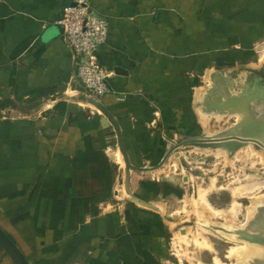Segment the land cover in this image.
<instances>
[{
  "label": "crops",
  "instance_id": "crops-1",
  "mask_svg": "<svg viewBox=\"0 0 264 264\" xmlns=\"http://www.w3.org/2000/svg\"><path fill=\"white\" fill-rule=\"evenodd\" d=\"M71 1L0 0V225L31 264H161L162 210L115 198V130L84 104L58 24ZM89 3L109 21L97 53L113 74L101 100L119 120L131 160L155 164L161 139L178 133L189 108L188 44L219 43L220 3ZM0 264H15L1 245Z\"/></svg>",
  "mask_w": 264,
  "mask_h": 264
},
{
  "label": "rangeland",
  "instance_id": "rangeland-1",
  "mask_svg": "<svg viewBox=\"0 0 264 264\" xmlns=\"http://www.w3.org/2000/svg\"><path fill=\"white\" fill-rule=\"evenodd\" d=\"M203 2L207 5L220 3L219 43L201 44L194 41L188 44L189 69L194 68L189 70L188 74L191 86L188 98L190 109L188 108L185 120L176 124L175 129L177 128L178 133L173 134L175 138L168 135L175 140L187 135H217L226 130L225 127L230 124L232 118L241 120V112L222 113L219 110L205 109L202 99L207 89L215 87V92L220 93L225 88L231 95H235L242 91L243 83L250 77L260 75L264 78L263 0H203ZM249 5L252 6L251 13L245 11ZM207 14L211 18L212 13ZM60 28L63 29L62 26ZM203 29L205 32L208 31L209 35L212 34L211 28ZM215 71L227 80L218 76L217 78V74L213 75ZM262 102L256 107L257 111L264 109ZM84 104L94 107L88 103ZM90 112L85 110V115L90 117L92 115ZM161 140L163 146L159 149V155L165 153L171 146L167 137ZM198 146L201 145H186L175 150L158 174L155 171L148 174L133 171L137 174L134 178L135 186L131 185V190L137 196L152 201L153 205L162 210L164 224L160 231H165L166 250L161 264H216V258L220 264H239L240 256L233 248L244 245L245 240L234 238V234L228 230L243 227L247 222L248 207L252 206V200L260 201V198L264 197V149L256 145L255 149L251 147L244 149L242 145L233 153L225 149L226 154L215 155L212 152L196 150ZM114 157L119 164L114 162L112 168L116 179L115 198L132 204L133 201L129 199L125 190V164L119 148L117 154L114 151L111 156L113 161ZM213 177L217 178L216 183L210 188ZM185 179H189V182L185 183ZM244 186L251 188L252 192L233 195L232 190L236 191ZM202 189L208 190L205 198L220 212V216L212 217L200 206L198 199ZM234 204L237 211L235 221L231 223L234 216L231 207ZM114 206L115 204L108 203L104 210L110 212ZM210 229L214 231L208 232ZM199 232L202 233L201 236L204 235L211 240L212 248H203L196 244L194 237L199 235ZM200 235L199 238L202 239ZM2 249L5 253V249L3 247Z\"/></svg>",
  "mask_w": 264,
  "mask_h": 264
},
{
  "label": "water",
  "instance_id": "water-1",
  "mask_svg": "<svg viewBox=\"0 0 264 264\" xmlns=\"http://www.w3.org/2000/svg\"><path fill=\"white\" fill-rule=\"evenodd\" d=\"M71 4L75 5L76 3L71 2ZM114 70L117 74H127V71L120 66L115 67ZM244 87H246V81L245 83H243L242 90H244ZM224 94L226 95L225 98H223V95H221L220 97L218 96L219 98L216 108L220 111H230L232 113L241 112L240 110L242 109L238 107V104L242 105L243 102L245 103L247 97L244 96V93L241 91L239 92L238 95H231L229 91H225ZM263 94H264V90H263ZM211 96L212 95H208V97L204 101L208 105V108L210 107L209 103L211 101L209 100V98ZM82 100L93 104L97 109H99L100 113H102L110 121V123L112 124L115 130L117 145L122 153L125 162L124 185L129 195V199L137 204L145 205L154 209H157V207L153 205L151 201L145 200L137 196L131 190V175L133 171L151 172L160 169L166 164L169 157L173 154V152H175V150L186 145H201V146H208L211 148L223 147L224 149L228 150L230 153H233L243 144L247 143V141H253L259 147H263L264 149V113L256 114V112L254 111L256 118L255 117L251 118V116H249L247 117V121L245 123L244 121H242V123L239 124L238 127H235L233 129H226L225 131H222L217 135H211V136L187 135L184 138H180L177 140L167 137V139L171 142V146L164 153V155L162 156L161 160L158 163H156L155 165H137L131 160L130 154L128 152L124 140L122 126L119 120L117 119V117L115 116V114L107 107V105H105V103L100 98L85 95L83 96ZM260 101H264V96H263V100H259L257 104ZM263 208H264V203H262V206H260L258 211L255 212L254 219L247 225L240 227L242 229L248 228L250 229V231H231V232L236 234L238 239H245L247 241L261 245L262 240L260 239L259 234L263 233V231H261L262 225L260 224L264 212ZM213 227L223 228L217 226H213ZM0 244L8 253V255L11 257V259L15 264H31L28 261L27 257L25 256L24 252L21 250V248L7 234V232L2 228L1 225H0Z\"/></svg>",
  "mask_w": 264,
  "mask_h": 264
},
{
  "label": "built area",
  "instance_id": "built-area-1",
  "mask_svg": "<svg viewBox=\"0 0 264 264\" xmlns=\"http://www.w3.org/2000/svg\"><path fill=\"white\" fill-rule=\"evenodd\" d=\"M71 2L64 5L58 24L62 25L64 40L74 53L76 80L86 95L101 99L111 91L109 77L113 74L100 63L97 53L108 38L109 21L92 12L89 0Z\"/></svg>",
  "mask_w": 264,
  "mask_h": 264
},
{
  "label": "bare ground",
  "instance_id": "bare-ground-1",
  "mask_svg": "<svg viewBox=\"0 0 264 264\" xmlns=\"http://www.w3.org/2000/svg\"><path fill=\"white\" fill-rule=\"evenodd\" d=\"M264 56V55H263ZM262 59H264V57H262ZM218 77L219 78H222V79H224V80H227L225 77H223V76H220L219 75V73H218ZM217 77V78H218ZM229 81V80H228ZM231 81V80H230ZM215 82H217L216 80H215ZM245 83V82H244ZM225 91H229V90H227V89H225V88H223V90H222V92H220V93H217V92H215V87H212V88H209V89H207V91H206V93H205V95L203 96V104L205 103L204 101H205V99L208 97V95H213V94H219V95H223V98H225L226 97V95L224 94V92ZM244 90H242V92H243ZM210 92V93H209ZM229 93H230V91H229ZM231 94V93H230ZM233 95V94H232ZM235 95H238V94H235ZM263 104H264V101L262 102ZM88 104H91V103H88ZM259 104H261V101L258 103V104H254V106H253V108H252V110H254L255 112H256V114H263L264 113V109L263 110H258L257 111V109H256V107L259 105ZM91 105H93V104H91ZM94 106V105H93ZM204 106H205V104H204ZM95 107V106H94ZM206 107V106H205ZM205 109H207V108H205ZM99 110V109H98ZM100 111V110H99ZM216 111H218V110H216ZM220 112H222V113H224L225 111H220ZM230 112V111H229ZM230 113H232V112H230ZM234 113H238V112H234ZM263 116V115H262ZM239 117V116H238ZM243 117V113H241V118ZM240 118V119H241ZM255 145L256 146H258L255 142H253V141H247V143H245V144H243V146H242V148H247V147H251V148H253V149H255L256 147H255ZM259 147V146H258ZM261 148H263V147H261ZM196 149V148H195ZM196 150H198V151H202V152H204V153H208V152H212V153H214L215 155H218V154H226V150L225 149H222V148H211V147H208V146H198L197 147V149ZM236 151V150H235ZM234 151V152H235ZM264 156V155H263ZM124 160V159H123ZM232 161V160H231ZM124 164H125V162H124ZM124 168H125V165H124ZM162 168V167H161ZM161 168H160V170L159 169H157V170H154L155 171V173L156 174H158L159 173V171H161ZM153 171V172H154ZM124 174H125V172H124ZM125 176V175H124ZM216 177H213L212 178V181H211V183H210V188H213L214 186H215V183H216ZM126 190V189H125ZM208 190H205V189H202V190H200V192H199V199H198V202H199V204H200V206L203 208V210H205V211H208L209 213H210V216H212V217H218V216H220V212L217 210V209H214L212 206H211V204L209 203V201L205 198L206 196V192H207ZM251 191V188H249L248 186H244V187H239V189H237L236 191L234 190H232V193H233V195H239V194H242V193H249ZM252 192V191H251ZM252 206L250 207H248V213H247V222H246V224L245 225H247L248 223H250L253 219H254V217H255V212H257L258 211V209L260 208V206H262V203H264V197H262V198H260V201H257V199H254V200H252ZM257 203V204H256ZM196 204V203H195ZM256 204V205H255ZM145 206V205H144ZM232 208V214L234 215L233 217H232V219H231V223H233L234 221H235V217H236V204H234L233 205V207H231ZM264 209V208H263ZM231 211V210H230ZM230 223V224H231ZM260 224L261 225H263L264 226V212H263V216H262V218H261V222H260ZM244 225V226H245ZM230 226H233V225H230ZM205 230V229H204ZM211 230H213V229H210V230H208V232L209 231H211ZM234 229H232V230H228V231H233ZM214 231V230H213ZM201 232V231H200ZM199 232V235L200 234H202V233H200ZM234 234V233H233ZM195 235V234H194ZM199 235H196L195 237H194V239H195V241H196V244L197 245H199L200 247H206V248H212L211 247V240L208 238V237H206V236H201L202 237V239H200L199 238ZM234 238H237V235L236 234H234V236H233ZM243 240H245V239H243ZM243 244L244 245H242V246H234V248H233V251H234V249H236L237 250V252H238V255L240 256V261H239V264H264V247L262 246V245H260V244H257V243H254V242H250V241H247V240H245V242H243ZM232 250V248L230 249V251ZM215 261L217 262L216 264H220L221 262L219 261V259L218 258H216L215 259Z\"/></svg>",
  "mask_w": 264,
  "mask_h": 264
},
{
  "label": "flooded vegetation",
  "instance_id": "flooded-vegetation-1",
  "mask_svg": "<svg viewBox=\"0 0 264 264\" xmlns=\"http://www.w3.org/2000/svg\"><path fill=\"white\" fill-rule=\"evenodd\" d=\"M263 90H264V78L263 76L260 75H254L252 77H250L248 79V81H246V87H244V96L247 97L245 103L243 102V104H238V107L241 108L242 110H240L243 113V117L241 118V120H235V118H232V121H230L225 129H233L235 127H238L239 124L242 123V121H244V123L247 121V117L251 116L255 117V113L254 110H252L254 104H257V102L259 100H263ZM221 96L219 94H213L209 100L211 101L210 107L208 108V105L206 104V102L204 103L207 110L208 111H213V110H218L217 107V103H218V98ZM262 98V99H261ZM220 111V110H219ZM262 119V118H261ZM219 134V133H218ZM189 179H185V183H188ZM236 230L234 231H250V229L248 228H235ZM242 229V230H241ZM261 231H263V233L259 234L260 239L262 240V246L264 247V226H261ZM258 235V233H257Z\"/></svg>",
  "mask_w": 264,
  "mask_h": 264
}]
</instances>
